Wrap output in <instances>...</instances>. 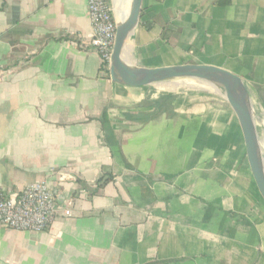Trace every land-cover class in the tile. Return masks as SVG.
I'll return each instance as SVG.
<instances>
[{
	"label": "crops",
	"instance_id": "1",
	"mask_svg": "<svg viewBox=\"0 0 264 264\" xmlns=\"http://www.w3.org/2000/svg\"><path fill=\"white\" fill-rule=\"evenodd\" d=\"M93 33L88 0H0V187L48 180L73 212L42 233L0 228V264H264L232 108L115 83ZM129 42L137 66L242 78L264 156V0H144Z\"/></svg>",
	"mask_w": 264,
	"mask_h": 264
},
{
	"label": "water",
	"instance_id": "2",
	"mask_svg": "<svg viewBox=\"0 0 264 264\" xmlns=\"http://www.w3.org/2000/svg\"><path fill=\"white\" fill-rule=\"evenodd\" d=\"M144 0H132L128 18L118 23L109 64L115 83L131 87H148L171 80L192 79L226 89V100L238 119L246 147L247 159L259 193L264 201V156L258 134L251 94L242 78L220 67L180 64L162 67H141L126 58L124 48L140 24Z\"/></svg>",
	"mask_w": 264,
	"mask_h": 264
},
{
	"label": "built area",
	"instance_id": "3",
	"mask_svg": "<svg viewBox=\"0 0 264 264\" xmlns=\"http://www.w3.org/2000/svg\"><path fill=\"white\" fill-rule=\"evenodd\" d=\"M88 12L94 30L89 45L97 50L103 65H109L115 42L116 15L106 0H88ZM56 172L53 168L50 175L54 176ZM72 216V210L59 203L48 180L18 191L0 187V228L42 233L57 218Z\"/></svg>",
	"mask_w": 264,
	"mask_h": 264
},
{
	"label": "rangeland",
	"instance_id": "4",
	"mask_svg": "<svg viewBox=\"0 0 264 264\" xmlns=\"http://www.w3.org/2000/svg\"><path fill=\"white\" fill-rule=\"evenodd\" d=\"M164 83L166 84H163L164 87L161 88L168 91H178L179 93L182 92L186 96H190L194 101L200 100L209 104H220V102L223 101L226 103V105H229L226 100V97L228 96L225 94L223 91L224 88L221 86H216L205 82L198 83L195 81H193V83H189L188 79L171 80Z\"/></svg>",
	"mask_w": 264,
	"mask_h": 264
},
{
	"label": "bare ground",
	"instance_id": "5",
	"mask_svg": "<svg viewBox=\"0 0 264 264\" xmlns=\"http://www.w3.org/2000/svg\"><path fill=\"white\" fill-rule=\"evenodd\" d=\"M131 4H132V0H116L115 15H116L118 23H121L128 18L129 13H130ZM130 51H131L130 42L128 41L124 48V54L126 58H129ZM182 80H185V79H182ZM193 81L198 82V83L201 82L197 80L188 79L189 83H193ZM223 91L228 96L226 89H224Z\"/></svg>",
	"mask_w": 264,
	"mask_h": 264
},
{
	"label": "trees",
	"instance_id": "6",
	"mask_svg": "<svg viewBox=\"0 0 264 264\" xmlns=\"http://www.w3.org/2000/svg\"><path fill=\"white\" fill-rule=\"evenodd\" d=\"M105 70L107 71V73H109V67H108V65H105Z\"/></svg>",
	"mask_w": 264,
	"mask_h": 264
}]
</instances>
